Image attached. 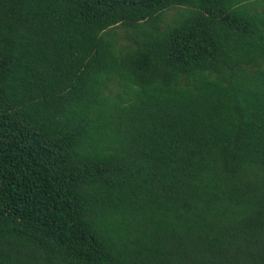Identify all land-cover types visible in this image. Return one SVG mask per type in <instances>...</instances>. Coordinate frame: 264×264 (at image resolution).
<instances>
[{
	"label": "trees",
	"instance_id": "16d2710c",
	"mask_svg": "<svg viewBox=\"0 0 264 264\" xmlns=\"http://www.w3.org/2000/svg\"><path fill=\"white\" fill-rule=\"evenodd\" d=\"M0 264H264V0H0Z\"/></svg>",
	"mask_w": 264,
	"mask_h": 264
},
{
	"label": "rangeland",
	"instance_id": "374dc122",
	"mask_svg": "<svg viewBox=\"0 0 264 264\" xmlns=\"http://www.w3.org/2000/svg\"><path fill=\"white\" fill-rule=\"evenodd\" d=\"M173 12L168 13V16H170Z\"/></svg>",
	"mask_w": 264,
	"mask_h": 264
}]
</instances>
